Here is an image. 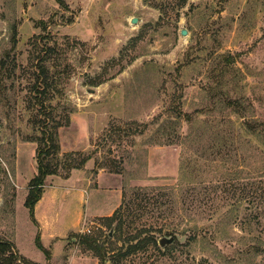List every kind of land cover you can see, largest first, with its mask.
Wrapping results in <instances>:
<instances>
[{
	"label": "rangeland",
	"instance_id": "1",
	"mask_svg": "<svg viewBox=\"0 0 264 264\" xmlns=\"http://www.w3.org/2000/svg\"><path fill=\"white\" fill-rule=\"evenodd\" d=\"M43 50L56 158L89 156L67 178L46 177L43 192L67 193L64 223L74 194L98 189L91 207L113 202L106 217L126 202L120 231L106 217L82 227L105 264H264V159L240 127L264 123V0H0V239L18 228L21 254L46 264L24 206L36 173L33 119L44 118L31 93ZM189 133L202 140L185 142ZM142 230L157 249L127 253Z\"/></svg>",
	"mask_w": 264,
	"mask_h": 264
},
{
	"label": "trees",
	"instance_id": "2",
	"mask_svg": "<svg viewBox=\"0 0 264 264\" xmlns=\"http://www.w3.org/2000/svg\"><path fill=\"white\" fill-rule=\"evenodd\" d=\"M46 50H43V56L38 57L37 63L35 65L34 70V82L31 87V93L33 98L32 107L36 108V111L41 113V116L44 118H34L33 125L39 126V135L34 137L33 141L36 142V153H35V161H36V173L28 182V191L24 200V206L29 212L30 219L33 220V209L35 204L39 201L42 196L44 181L46 177L60 174L61 171L65 172V178L68 177L69 172L71 170H79L84 167L85 163L89 160V156H82L81 154L76 153H68L64 154L61 159L56 158V154L58 153V143H57V134L55 132V126L51 125V119H45L47 108L46 104L50 103L51 98V85L46 80V70L42 61L45 60ZM47 102V103H46ZM232 104L230 101L227 102V107H231ZM39 123V125H38ZM264 123L256 122L253 120H247L243 118L240 123V127L242 128V135L246 138L255 139L260 146L257 147L258 156L263 157L264 159ZM52 127V128H50ZM202 140L201 135L197 133H189L185 137V142H200ZM56 158L55 161H53ZM247 157L241 158V162H245ZM263 167V166H262ZM119 173V172H116ZM259 174H264L259 172ZM258 175V174H257ZM136 193H146L147 190L144 188H137L133 190ZM256 196V195H255ZM125 198V194L123 193V199ZM124 200L121 206L113 213L111 217H106V220L110 221V231H120L122 229L123 221H122V208L125 207ZM121 217V218H120ZM195 231V230H194ZM162 232V231H158ZM177 229L165 230L163 234L166 236H171ZM141 233H146L145 236L141 239ZM139 232V236H132L126 240L127 243V253H131L136 250L138 247L144 246H153L157 249V239L154 235L150 233L149 230H142ZM111 235L108 233L105 238H110ZM70 238L75 239V244H79L85 251H91L95 253L97 257H99L102 264H105L107 260L105 259L104 249L99 245V241L97 239H93L87 234H74L71 235ZM196 239V235H194ZM177 241V240H175ZM35 245L38 250H40L45 258L48 260L50 254L47 250H45L41 244L39 243V237L35 238ZM0 264H37L30 261L25 260L21 257L17 251L15 250L12 243L9 241L0 239Z\"/></svg>",
	"mask_w": 264,
	"mask_h": 264
},
{
	"label": "crops",
	"instance_id": "3",
	"mask_svg": "<svg viewBox=\"0 0 264 264\" xmlns=\"http://www.w3.org/2000/svg\"><path fill=\"white\" fill-rule=\"evenodd\" d=\"M98 191V189L90 191L86 196L82 194H74L75 198H73V195L71 196L76 203V208L69 216L67 223L63 222L59 214V208L61 205L65 204L63 199L67 197V193L54 191L49 193L42 192L41 198L33 209V220H31V222L28 221L26 224L32 226L31 240L34 244L35 238L39 237V243L50 254L47 260L44 254L39 250L43 254L46 264H99L97 259L91 256L78 254L76 251L77 247H74L75 239L69 238L71 235L79 234L87 220L110 216L114 211L113 202L110 207L105 210L98 209V203L96 202L93 207H91V193H97ZM119 198L120 195H118V199ZM19 238L18 228H16L9 242L13 244L17 253L27 261L44 264L43 262L32 261L30 258L24 256V254H21L23 248H21ZM68 238L71 241L72 248L66 246Z\"/></svg>",
	"mask_w": 264,
	"mask_h": 264
},
{
	"label": "water",
	"instance_id": "4",
	"mask_svg": "<svg viewBox=\"0 0 264 264\" xmlns=\"http://www.w3.org/2000/svg\"><path fill=\"white\" fill-rule=\"evenodd\" d=\"M131 23H132V24H135V23H136L135 19H132ZM180 35H181V36H185V35H186V31H185V30H181V31H180ZM110 234H111V233H110ZM175 240H177V239H176V236L171 237V238H169V239L163 237V238H161V239L158 241V245H159L160 247H164V246H166V245L171 244V243L174 242Z\"/></svg>",
	"mask_w": 264,
	"mask_h": 264
},
{
	"label": "built area",
	"instance_id": "5",
	"mask_svg": "<svg viewBox=\"0 0 264 264\" xmlns=\"http://www.w3.org/2000/svg\"><path fill=\"white\" fill-rule=\"evenodd\" d=\"M80 233L81 234H88V233H90V229H88V228H82L81 230H80Z\"/></svg>",
	"mask_w": 264,
	"mask_h": 264
}]
</instances>
